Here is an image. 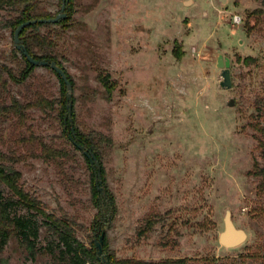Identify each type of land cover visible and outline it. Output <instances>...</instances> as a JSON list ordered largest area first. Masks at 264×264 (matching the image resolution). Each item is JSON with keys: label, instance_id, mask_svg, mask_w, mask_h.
I'll use <instances>...</instances> for the list:
<instances>
[{"label": "rangeland", "instance_id": "obj_1", "mask_svg": "<svg viewBox=\"0 0 264 264\" xmlns=\"http://www.w3.org/2000/svg\"><path fill=\"white\" fill-rule=\"evenodd\" d=\"M62 3L42 0L41 8L56 16ZM13 16L0 9V69L19 76L25 62L5 27ZM50 31L73 82L75 128L93 142L114 210L105 218L95 205L97 176L65 132L61 81L49 67L11 81L7 101L40 94L51 105L30 109L27 126L0 118L6 164L21 171L25 190L72 221L96 253L105 231L103 253L116 262L264 264L255 175L264 154L254 128L264 126V0H73L67 24L40 28ZM220 55L230 59V89L221 86ZM0 192L11 196L3 184ZM228 209L247 233L236 248L220 242ZM20 214L39 227L36 257L12 236L0 264H58L42 249L53 240L45 218Z\"/></svg>", "mask_w": 264, "mask_h": 264}, {"label": "trees", "instance_id": "obj_2", "mask_svg": "<svg viewBox=\"0 0 264 264\" xmlns=\"http://www.w3.org/2000/svg\"><path fill=\"white\" fill-rule=\"evenodd\" d=\"M72 3L73 0H70L66 9L68 12V17L57 25H65L71 20ZM41 4L42 0H0V9L9 8L16 13V16L11 17L5 22V27L10 28L14 34L16 29L26 21L55 17L43 10L41 8ZM44 25L45 24L38 23L26 27L22 30L20 38L27 51L33 58L46 60L49 62L55 61L60 66V63L54 53L57 44L53 39V32L50 31L46 34L40 32V28ZM21 55L25 62V67L19 76L15 75L6 66H3V69H0V118L13 114L18 117V122L23 127L27 126V112L30 109H46L51 105V103L40 94L37 96L35 101L29 102L27 104L22 103L14 96L11 97L10 103L7 101L10 82L12 81L16 84L24 83L29 77H31L34 70L36 69V66H33L22 53ZM5 73H8V79L4 77ZM66 74L70 82L73 84L69 74L67 72ZM56 75L61 81L63 96L61 101L63 104L62 115L64 119L65 132L70 139V137L73 136V132L68 118L69 99L67 97V86L57 73ZM263 105L264 98L257 103V109L259 112L258 115L260 116L263 115ZM73 122H75L74 113ZM254 128L259 133V145L262 148L264 154V126L258 124L255 125ZM0 139H2L1 135ZM74 139L78 144L83 145L85 149H91L93 151V142L91 140H84L80 138L76 128ZM47 155L56 157L57 155H60V152L57 150L48 149ZM6 160H8V157L0 146V185H5L11 193V196L7 198L4 197L0 192V254L5 251L12 236H16L20 240L21 244L29 251L30 256L33 258L36 257L38 251V249H36V239L39 237V227L37 226L36 222L30 218H27L25 215L20 214L21 210H25L28 214L30 213L31 215H34L33 213L36 212L45 218L43 224L47 226L48 232L53 240H49V244L42 249L50 254L58 264H104L99 259L98 252H94L93 248H88L79 241L76 236L74 223L72 221L66 217L62 218L54 214L47 213L43 203L34 195L25 190L21 182V171L9 167L6 164ZM87 160L90 163L88 158ZM255 170V175L261 179L259 191L264 195V167H260L256 164ZM95 173L97 176L96 171ZM93 197L95 205L99 208L101 214L106 218L111 210H114V199L111 197L108 198L105 193L98 189L97 185L94 188ZM108 259L110 260L111 264H123L116 262L113 259V256H109ZM128 264L142 263L128 262Z\"/></svg>", "mask_w": 264, "mask_h": 264}, {"label": "water", "instance_id": "obj_3", "mask_svg": "<svg viewBox=\"0 0 264 264\" xmlns=\"http://www.w3.org/2000/svg\"><path fill=\"white\" fill-rule=\"evenodd\" d=\"M70 0H63L62 3V7H61V11L60 13H58L55 17L53 18H48V19H39V20H29L26 21L24 23H22L15 31L14 33V44L16 46V48L27 58V60L36 67H49L51 68L53 71H55L61 78L62 80L65 82L66 86H67V97L69 99V104H68V118L71 124V129L73 132V136L70 137L71 141L75 144V146H77L79 148V150H81L84 154V156H86L93 169L97 172V186L98 189L104 193V190L102 188L103 185V178H102V167L100 162L97 159V156L95 155V153L91 150V149H85V147L81 144H78L74 137H75V126H74V122H73V102H72V98H73V85L70 82L65 70L60 67L58 65L57 62L53 61V62H49L46 60H41V59H35L33 58L29 52L27 51L24 43L22 42L21 38H20V34L22 32L23 29H25L28 26L31 25H35L38 23L41 24H53V25H57L59 24L62 20H65L68 17V14L66 12V9L68 7ZM217 66L222 70L221 72V76L223 77V80L221 81V86L222 88L225 89H230L232 88L233 82H232V77H231V72H230V59L228 58H224L223 55H220L218 57V63ZM230 106L234 105V101L231 100ZM225 228L223 230V232L220 234V242L221 244L226 247V248H236L241 246L242 244L245 243V241L247 240V233L245 230L240 229L236 226L234 220H233V216H232V212L231 210H226L225 213ZM106 236V232L104 231L100 238L99 241L96 242V247L98 250V256L99 259L104 263V264H111L110 260L108 259L107 255H105L103 253V243H104V239Z\"/></svg>", "mask_w": 264, "mask_h": 264}, {"label": "built area", "instance_id": "obj_4", "mask_svg": "<svg viewBox=\"0 0 264 264\" xmlns=\"http://www.w3.org/2000/svg\"><path fill=\"white\" fill-rule=\"evenodd\" d=\"M234 21H235L236 23H241V22H242V18H241V16H235Z\"/></svg>", "mask_w": 264, "mask_h": 264}]
</instances>
